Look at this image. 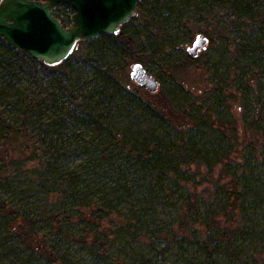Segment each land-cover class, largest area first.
<instances>
[{
  "label": "rangeland",
  "instance_id": "374dc122",
  "mask_svg": "<svg viewBox=\"0 0 264 264\" xmlns=\"http://www.w3.org/2000/svg\"><path fill=\"white\" fill-rule=\"evenodd\" d=\"M231 1L217 5L213 0H170L167 7L160 8L155 16L156 27L160 29V57L152 55L142 19L129 25L126 31L145 45L149 60L144 66L159 80L161 90L175 104L185 107L196 102L197 105L211 106L223 121L233 122L230 129L238 132L235 146L229 141L228 129L219 133L204 129L196 132L200 143L206 145L202 147L212 155L220 157L228 153L227 164L233 160L241 170L245 163L246 168L254 173L249 179V192L241 206V216L231 209L223 213L224 217L214 218L215 213L211 214L213 222L223 223L225 236L233 239L235 250L213 248L206 252L193 228L181 222L179 207L182 204L177 200L181 199L183 203L186 195L181 198L175 189L167 192L162 184L151 185L150 181L156 177L155 169L148 172L136 164L137 161L129 160V163L124 157L114 156L112 160L102 157L92 144L105 146L111 151L114 147L111 136L102 133L98 125L83 123L71 128L62 127L54 122V112L43 107L41 115L33 118L39 132L25 131L17 108L21 101L29 102L46 89L54 90L45 73L40 74L44 77L43 86L26 75L21 80L13 78L11 83L15 88L6 94L0 93V114L9 117L16 127L34 135L32 139L27 137L16 142L17 153L25 151L21 156L13 153L11 144L10 159L1 152L0 142L2 172L13 159L26 157L32 148H39L38 134L42 135L48 129L50 135L45 142H53L64 153L57 160L59 176L72 177L77 184L75 198L54 205L47 200L46 194H39L19 170V175L10 183L11 188L3 190L1 199L19 207L25 206L32 216L37 209V214L42 215L37 221L38 237L47 239L49 246L63 252L70 264H119L126 257L133 264L134 258L141 259L142 255L147 257V264H264V20L261 24L258 22L260 13L264 12V0ZM200 33L209 37L210 44L196 58L197 61L189 63L187 48ZM127 58L125 52L118 51L110 53L100 63H87L82 58L74 60L70 76L76 95L92 94L93 101L99 100L102 81L99 84L96 81L98 67L106 68L112 64L116 69L119 63L122 68L118 74L124 87L143 96L144 92L130 78L133 62H128ZM8 80V76L0 74V86ZM62 100L69 102L66 96H62ZM99 111L112 128L126 132L129 141L132 138L147 141L162 130H170V124L148 114L141 118L132 117L123 98L117 100L116 107L103 105ZM253 122L256 126L247 129L246 126ZM248 148H252L250 155L245 152ZM214 175L193 178L200 197L207 199L203 189L208 183L204 179L220 177L225 184L232 179L228 172ZM228 201L229 205L236 203L232 197ZM213 209L216 210V205ZM122 213L130 217L133 224L136 222V226L123 227L125 218L120 216ZM92 216L103 219L100 226L90 221ZM196 229L201 235L207 231L205 224H199ZM102 232H112L114 242L99 243L96 248H91L89 244L95 233L103 236ZM8 236V230L0 222V264H51L46 258L33 254L32 248L19 239L10 241Z\"/></svg>",
  "mask_w": 264,
  "mask_h": 264
},
{
  "label": "trees",
  "instance_id": "16d2710c",
  "mask_svg": "<svg viewBox=\"0 0 264 264\" xmlns=\"http://www.w3.org/2000/svg\"><path fill=\"white\" fill-rule=\"evenodd\" d=\"M169 1L141 0L138 4L136 16L128 24L126 23L122 26L118 35L102 34L96 40L80 42V49L77 48L78 50L76 49L69 59L56 67H49L42 61L35 60L22 50L12 49L0 38V74L9 77V80L0 86V93L6 94L13 90L15 85L11 83V80L15 77L21 80L26 75L32 76L37 84L43 86L45 84L44 77L40 76V74L45 73L50 78L54 90L46 89L37 94L39 96L37 99L29 102L21 101L20 107L17 108L18 117L20 116L24 121L22 128L25 131H38L35 125L36 121L33 118L35 115H41L43 107L47 108V111L52 110L54 112V122L62 127L71 128L74 124L83 123L98 125L102 133L110 135L113 139V151L105 148V146L101 147L99 144H92V146H96L97 152L102 157L107 160L114 159V156L124 157L129 163V160L137 161L136 164H139L140 167L148 172L155 169L156 177L155 180L150 181L151 185L159 186L162 184L163 190L167 192L175 189L179 192L181 198H183L182 195H186L187 199L183 203L181 199L177 200L179 204H182L179 207L182 211L181 222L193 228L195 237L199 238L198 242L203 245L206 252L213 248L232 251L236 248L233 239L225 236V229H222L223 223L220 224L216 220L213 222L211 214L215 213L213 215L214 218H220L224 217L223 213L227 209H231L233 213L237 212V216H241V206H243V202L249 192V179L251 174L254 173L246 168L245 163L242 165L241 170L237 169L238 163L235 164L233 160H230L228 165L225 162L226 158L229 157L228 153L220 157L212 155L211 151L203 148L206 145L204 146L200 143L197 133L202 129L212 130L217 133L224 128L225 130L228 129L226 132L228 133L229 141L233 142L235 146L239 135L235 129H230L233 122L223 121L216 114L214 108L208 105H197L196 102H190L185 107L177 105L161 88L158 93L152 94L139 86V89L144 92L143 96L128 91L118 74L122 68L119 63L116 69L112 64L106 68L102 65L98 67V79L96 81L98 84L102 81L101 91L98 93V95H101L99 100L93 101L94 95L92 94L76 95L75 87L71 82L70 73L73 72L71 65L78 58L84 59L87 63H100L110 53L115 54L118 51H123L127 54V60H130L128 62H138L144 65L148 63L149 59L144 51L145 45L140 44L131 33L126 31L129 25L140 19H142L143 28L148 31L146 38L152 46V55L160 57L161 46L159 48L158 44L160 29L156 27L155 16L160 12V8L167 7ZM213 2L221 5L224 2H229V0H213ZM235 2L236 0L231 1V3ZM73 13L74 9L65 4L59 5L54 12L55 16L66 27L71 24ZM263 17L264 12L260 13L258 17L260 24L264 20ZM146 45L148 44L146 43ZM186 59L189 63L198 60L190 55H187ZM178 66L180 67V64ZM62 96H66L69 102L65 103L62 100ZM119 98L126 99L127 106L132 112V117L141 118L148 114L167 125L170 124V130L164 132L162 130L161 133L154 135L147 141H140L137 138H132L129 141L127 133L112 128L103 119V114L99 111L103 105H108L110 108L116 107ZM255 126L256 123L253 122L246 127L247 129L250 127L252 130ZM22 128L16 127L9 117L0 114L1 152L6 159H10V156H12L9 148L11 144H13V153L21 156L25 154V151L17 153L18 150L15 149L16 142L22 138L28 137L32 139L34 137L32 132L26 133ZM254 132H258V130H254ZM49 135L48 129H45L42 135L39 133V137H37L39 148H32L30 154L26 155V157L13 159L10 165L8 164V166L4 167L5 170L3 172L0 169V195L3 194V190L6 188H11L10 183L17 177L16 175H19L20 170L29 179L31 186L37 188L39 194H46L47 200L53 202L54 205L61 204L77 196L75 179L69 176H59L57 160L64 153L53 142H45ZM80 148L84 147L81 146ZM86 151L84 149V152ZM245 152L250 155L252 148H248ZM235 165L236 168H234ZM10 166L12 169H8ZM202 172L206 174L202 175ZM227 172L232 175L229 184L223 183V179L220 177L219 179L213 178L208 181L204 179L208 183L203 189L204 194H207V199L199 196L197 182L193 181V178L198 176L214 177L215 173L225 174ZM210 181L213 182L210 183ZM226 195L229 197L226 198ZM230 197L236 203L229 205L228 200ZM214 205H216V210L213 209ZM37 212L38 210L36 209L34 211L35 216H32L25 206L13 205L2 200L0 196V222L8 230V240L19 239L24 245L32 248L33 254L46 258L51 264H70L63 252L49 246L47 239L38 237L37 221L42 215L37 214ZM120 216L125 218L123 227L132 228L136 226V222L133 224L130 217H125V213ZM92 218L90 219L92 223L101 225L103 219L99 220L95 216H92ZM199 224L206 225L207 231L205 234L202 233L201 235L198 233L196 226ZM240 227L241 225L236 228ZM61 229L63 230L64 226ZM226 230H231V228H226ZM101 234L103 236L95 233L89 244L91 248H96L99 243L107 245L114 242L115 239H111L112 232L105 234L102 232ZM226 239V242L223 241ZM134 252H136V249H134ZM147 262L148 259L145 255H142L141 259L136 257L133 260V264H147ZM119 264L132 263L126 257Z\"/></svg>",
  "mask_w": 264,
  "mask_h": 264
},
{
  "label": "water",
  "instance_id": "95a60500",
  "mask_svg": "<svg viewBox=\"0 0 264 264\" xmlns=\"http://www.w3.org/2000/svg\"><path fill=\"white\" fill-rule=\"evenodd\" d=\"M141 0H0V38L14 50H22L49 67L69 59L80 42L96 40L102 34L118 35L123 25L137 14ZM74 9L71 24L55 16L59 5ZM210 39L198 34L187 48L192 58L208 49ZM130 78L141 88L156 94L159 80L142 63L130 66Z\"/></svg>",
  "mask_w": 264,
  "mask_h": 264
}]
</instances>
